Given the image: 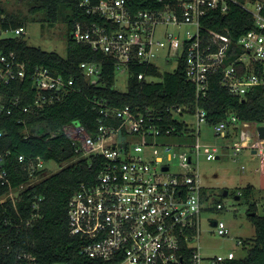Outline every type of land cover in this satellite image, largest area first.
<instances>
[{"label": "built area", "instance_id": "2783aa9c", "mask_svg": "<svg viewBox=\"0 0 264 264\" xmlns=\"http://www.w3.org/2000/svg\"><path fill=\"white\" fill-rule=\"evenodd\" d=\"M79 7L82 17L75 21L71 37L101 55L100 60L80 63L89 85H103L110 69L115 83L118 72L126 74L128 82L133 76L151 81L152 68L164 73L163 67L174 64L168 70L173 72L183 62L195 86L196 104L193 109L140 107L94 97L92 108L99 115L94 129L75 121L63 127L77 157L59 163L20 154L18 161L29 179L16 186L5 167L11 152L1 147L5 132L0 129V182L8 186L0 204L11 201L16 206L23 192L43 177L92 158L99 164L96 179L80 185L68 208L69 230L81 238L83 255L104 264H223L237 258L234 251L212 257L199 252L202 216L211 198L199 163L202 157L219 159L224 149L234 154L252 149L261 157L264 181V139L258 131L264 124L241 120L235 112L212 123L199 100L208 95L213 75H220L221 84L240 98L264 86V0H81ZM233 7L245 10L253 25L236 39L216 20ZM8 31L18 38L27 28H0V38H10L2 36ZM16 81H29L35 89L29 104L22 106L19 97L7 99L3 93L2 86ZM75 83L73 77L26 62L14 51L0 50V112L11 114L19 108L34 113L76 91ZM205 126L227 143L204 141ZM174 160L177 171H171ZM51 162L58 169L51 168ZM33 206L38 209V201ZM223 208L221 202L216 204V209ZM209 222L217 234H227L224 220ZM237 243L243 245V240Z\"/></svg>", "mask_w": 264, "mask_h": 264}, {"label": "trees", "instance_id": "16d2710c", "mask_svg": "<svg viewBox=\"0 0 264 264\" xmlns=\"http://www.w3.org/2000/svg\"><path fill=\"white\" fill-rule=\"evenodd\" d=\"M28 1L32 13H44L45 19L51 21L58 19L61 9L66 8L69 11V31L75 21L82 17L79 7L81 0ZM21 19V15L6 11L0 1V28L9 30L25 26ZM216 20L222 23L221 27H228L234 39L253 27L250 15L238 7H233L225 16L218 15ZM0 50L6 53L14 51L26 62L48 66L66 78L73 77L77 88L63 100L34 113L25 114L19 108H14L11 114L0 112V129L5 132L1 147L11 152L5 167L14 186L29 179L27 171L18 161L20 154L59 163L70 162L77 157L76 147L63 127L75 121L87 129H94L99 117L97 110L92 108L94 97L105 98L115 105L140 107L188 105L193 109L196 104L195 86L188 81L183 62L173 72L162 73L152 68L151 73L160 77L159 81L139 80L133 76L128 82V90L121 92L114 86L115 77L111 69L105 70L107 75L103 85L87 83L80 63L100 60L101 55L93 52L88 45L76 42L71 36L66 56L32 46L23 36L0 38ZM1 89L7 99L19 97L22 106L29 104L36 93L29 81H16ZM199 104L208 111L212 123L224 120L229 112H235L241 120L264 124V86L240 98L221 84L220 75H213L208 95L201 98ZM168 120L171 121V118ZM27 132L31 133L25 137ZM52 133L56 135L52 137ZM98 172L97 162L94 163L92 158H81L25 190L16 206L11 201L0 204V264H104L81 253L83 242L70 233L68 223L71 196L82 183H93ZM251 189L247 187L246 193ZM7 191L8 186L0 182V196ZM35 201H38V209L33 206ZM256 211V204H253L249 209V218L255 225V235L250 240H243V246L249 247L248 254L226 260L223 264H264V216Z\"/></svg>", "mask_w": 264, "mask_h": 264}, {"label": "rangeland", "instance_id": "374dc122", "mask_svg": "<svg viewBox=\"0 0 264 264\" xmlns=\"http://www.w3.org/2000/svg\"><path fill=\"white\" fill-rule=\"evenodd\" d=\"M6 11L21 15V21L27 28L23 35L28 44L40 47L46 51H55L66 56L68 39L71 31L68 28V14L66 8H62L60 16L56 20H46L44 13H32L28 0H0ZM6 14V12H5ZM3 37H13L11 31L2 33ZM175 65H167L164 70L173 69ZM151 81H159L160 77H149ZM115 88L121 92L128 90V76L117 73ZM189 121L193 118L189 117ZM203 137L206 142L226 144V139L215 137L211 133V127L205 126ZM253 132V129H252ZM49 166L58 169L56 163L51 162ZM177 162L174 160L171 171H177ZM203 184L209 188L211 198L209 209L202 216L201 236L199 252L203 257L215 255H227L234 251L237 258L248 254V246L237 243V240H250L255 235V225L249 218V209L256 204V212L264 216V188L261 187V157L253 153L252 149L244 148L237 154L232 149H224L222 155L216 160H206L202 157L199 163ZM251 187L249 193L246 188ZM228 194H224V190ZM221 202L224 208L216 209V204ZM208 205V203H207ZM212 220H224L227 224L226 235H219L209 222Z\"/></svg>", "mask_w": 264, "mask_h": 264}, {"label": "water", "instance_id": "95a60500", "mask_svg": "<svg viewBox=\"0 0 264 264\" xmlns=\"http://www.w3.org/2000/svg\"><path fill=\"white\" fill-rule=\"evenodd\" d=\"M258 131H259V137L261 139H264V125H260ZM254 153H256V151H254ZM165 169H167V167H165ZM224 194L225 195L228 194V190L227 189H225Z\"/></svg>", "mask_w": 264, "mask_h": 264}, {"label": "crops", "instance_id": "0c3cea01", "mask_svg": "<svg viewBox=\"0 0 264 264\" xmlns=\"http://www.w3.org/2000/svg\"><path fill=\"white\" fill-rule=\"evenodd\" d=\"M261 187L264 188V181H263L262 173H261Z\"/></svg>", "mask_w": 264, "mask_h": 264}]
</instances>
